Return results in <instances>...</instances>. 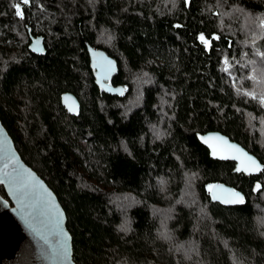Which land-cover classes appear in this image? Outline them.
<instances>
[{
    "label": "trees",
    "instance_id": "trees-1",
    "mask_svg": "<svg viewBox=\"0 0 264 264\" xmlns=\"http://www.w3.org/2000/svg\"><path fill=\"white\" fill-rule=\"evenodd\" d=\"M16 3L0 0V119L63 206L76 264H264V173L199 140L220 132L264 165V105L243 95L264 96V0H31L23 19ZM88 45L118 62L123 96L97 87ZM217 183L244 205L213 203Z\"/></svg>",
    "mask_w": 264,
    "mask_h": 264
},
{
    "label": "water",
    "instance_id": "water-1",
    "mask_svg": "<svg viewBox=\"0 0 264 264\" xmlns=\"http://www.w3.org/2000/svg\"><path fill=\"white\" fill-rule=\"evenodd\" d=\"M37 40L40 41L39 48L43 51H33L37 47L35 43ZM29 49L34 54L45 55L43 37L31 36ZM88 54L97 87L109 95L123 96L124 87L112 84L114 77L119 73L118 62L106 51L90 45H88ZM107 61H112V64L109 66ZM118 89H124L123 94L117 91ZM65 96L72 99L65 101ZM61 103L70 114L75 113L69 112L68 106H78V113L81 110L80 101L72 93H65L61 97ZM200 137L211 139L206 144ZM200 137L199 140L209 150L211 159L233 163L235 174L256 177L262 173L253 169H250L251 174L236 170L238 167H243L241 161L245 160V157L242 153L236 152L230 145L242 149L260 165L263 164L255 155L251 154L241 144L232 141L228 136L220 132H208ZM218 137H223L224 140L217 139ZM210 145L216 148V156L212 155L213 147ZM221 155L229 158L221 159ZM233 156H239L240 159H233ZM6 164L7 168H5ZM14 169L19 171L21 183L25 180L30 181V183L26 190L27 194L24 196H21L17 187L8 181L0 183L7 195L4 197L0 194V264H76L73 238L68 230L67 214L63 206L47 182L22 159L13 138L0 119V177L3 176L4 172L15 175ZM257 184L261 185L260 183L254 185V194L262 190H257ZM232 192L240 193L246 200L243 192L224 183H217L212 186L210 190L211 200L213 203H218L224 207L244 205L222 202L229 199ZM213 195L219 199H213Z\"/></svg>",
    "mask_w": 264,
    "mask_h": 264
},
{
    "label": "snow or ice",
    "instance_id": "snow-or-ice-1",
    "mask_svg": "<svg viewBox=\"0 0 264 264\" xmlns=\"http://www.w3.org/2000/svg\"><path fill=\"white\" fill-rule=\"evenodd\" d=\"M191 0H186V3H190ZM31 3V0H20V3H16L13 5V8L15 10V15L18 18L23 19L24 18V12L21 9V4L23 5H29ZM216 15H220V13H216ZM177 27H180V25H177ZM260 27L261 29H264V21H261L260 23ZM111 38V37H110ZM220 39V35L216 34L213 35L211 38L206 37L203 33L199 35V40L202 44H204L209 50H213V41L214 40H219ZM37 47L33 49V51H43L42 49L39 48V44L40 41L37 40L36 42ZM256 43V37L253 36L252 37V44L253 46ZM228 47H232L231 41L228 42ZM257 55H259L262 59H264V52H260L257 51L256 53ZM107 64L110 66L112 64V61H107ZM249 79H251L252 77H248ZM104 85L102 84V87ZM117 91H119L121 94H123L124 89H118ZM243 95L245 96H250L251 99H258V102L261 105H264V96H260L259 98H257V96H255L254 94L245 92L243 93ZM72 99L71 97L65 96L64 100L68 101ZM68 111L69 112H73L75 114H79L78 113V106L73 107V106H68ZM200 139L204 142V143H208L209 139L208 137H200ZM217 139L220 140H224L223 137H218ZM225 143H227V141H224ZM211 146V145H210ZM213 147V151H212V155L216 156L217 154V150L214 146ZM231 148L235 149L236 152L242 153V155L245 157V160H242L241 163L243 165V167H238L236 170L240 171V172H248L249 174H251L250 169L253 170H258L262 173H264V165H260L253 157L249 156L247 153H244L242 149L237 148L235 145H230ZM221 159H227L229 158L228 156H224L221 155L220 156ZM233 159H240L239 156H233ZM5 168H7V164L5 165ZM15 175H13V173H8V172H4L3 176L0 177V183H4L5 181H8L9 183L13 184L14 186L17 187V190L20 192L21 196H24L27 194L26 190L29 187V183L30 181L25 180L23 183H21V175L19 173L18 170L14 169L13 170ZM195 176V174H193V177ZM211 185L209 186V189H211ZM257 190H261L262 186L257 184L256 185ZM213 199H219V197L213 195ZM223 203H229V204H244L245 200L244 198L240 195V193L238 192H232L231 197L227 200H223ZM203 211V210H202ZM122 230H126V229H122ZM162 235L165 236V238H167V234L163 233ZM225 246L227 247V244H225ZM65 254H66V249H65ZM190 258V257H189Z\"/></svg>",
    "mask_w": 264,
    "mask_h": 264
}]
</instances>
